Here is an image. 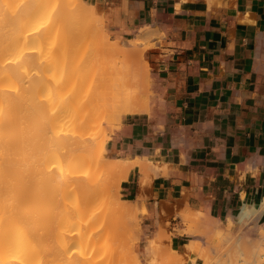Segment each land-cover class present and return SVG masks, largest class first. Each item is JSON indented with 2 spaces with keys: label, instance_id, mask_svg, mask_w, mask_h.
Segmentation results:
<instances>
[{
  "label": "crops",
  "instance_id": "0c3cea01",
  "mask_svg": "<svg viewBox=\"0 0 264 264\" xmlns=\"http://www.w3.org/2000/svg\"><path fill=\"white\" fill-rule=\"evenodd\" d=\"M91 3L112 39L134 40L143 30L155 44L144 50L155 83L152 113L126 121L106 144L113 160L156 168L147 176L135 165L121 187L125 200L145 208L152 236L178 213L227 223L245 206L260 208L264 0ZM170 233L173 254L183 255L184 264H201L187 255L186 237L176 227Z\"/></svg>",
  "mask_w": 264,
  "mask_h": 264
},
{
  "label": "bare ground",
  "instance_id": "6f19581e",
  "mask_svg": "<svg viewBox=\"0 0 264 264\" xmlns=\"http://www.w3.org/2000/svg\"><path fill=\"white\" fill-rule=\"evenodd\" d=\"M17 1L20 3V6L19 4L17 5V7L19 6L18 9L15 7V9H17V11L15 9L13 11L16 12L14 13L15 16H13V12L11 10H8L10 14L12 13L11 17H9L8 15H6L7 18L4 17L3 5H8V8H11L12 6L10 5V3L14 2L16 5V3H18ZM71 1L72 0H0V264L133 263L132 259L129 260V263V258L127 256L129 255L128 251L132 250L128 245L129 240L126 238V240L128 241L127 246L129 247L127 248L126 243L124 244L125 241L121 239V242L120 238L125 231H128L129 228L130 230H133V233L137 230L138 226H136L137 224L134 222V220L136 221L134 217H137V211L135 212L132 208L127 206L130 204L127 201H124L123 203L113 204L110 198L112 197V195L110 196V191H112L111 187L109 184V187H107L108 185L105 186L103 184L105 182L101 181V179H98L96 181H100V185H97L95 182L92 183L93 179H97L98 177L93 176L95 172L93 173V170H91L90 173L89 168L94 166L97 167L101 162L99 159H103H95L96 156L98 157V155L96 154L99 149L97 148L101 144L98 146L96 145V147L94 146V150H88L86 151V153L85 148H87V145L95 141L97 137L96 135H98V133H96L95 137L92 136L91 139L94 140L88 141V139H86V136L68 132V129H70V127H80L82 124L87 123L86 121L84 122L81 119L80 121L79 118L76 120L74 117L75 114L72 111L75 112L77 110H74V108H76L75 105L78 100L82 98H79L80 95L77 96L76 94L78 93V89H80V92L82 91V88L87 90L88 87L85 84H82L81 88L77 87V91L74 90L71 91L72 93H70L69 89V92L66 91V86L64 85L65 83H63V81L61 83L60 81L76 80V82L79 81L80 83H84V80H86V75H84V73L86 74V72L84 71L89 68L88 73L91 74L94 71L96 72V70H98V65L96 68V63H94V60L98 59L97 63H99V58L103 64L105 63L109 65L112 73L115 75L112 80H106L105 76L106 74H108V72L101 71L102 73H99L101 77L98 78V80H92V76L87 74L90 76L91 81L87 78L85 82L87 84V82L89 83L90 81L91 92V96L89 97L90 101H88L91 108H86V110H95L94 113L97 116H95L94 118L100 117V122H97L96 118V124H93L96 126L100 125L99 123L106 122V120H104V117L109 116L112 119L119 118V120H122L123 118L132 115H137L148 110L150 111V101L148 99L145 101L143 100L146 94L144 91H140V88L138 89V80L133 79L134 77L136 78L140 76V72L133 70L129 61L128 52H133L132 49L135 48V42H133L132 46L129 48H126L128 46H124L125 48H123L126 50H124L122 46H109L107 45V43H104L103 46V40L99 38L98 39L100 41L98 40V42H100V44H95L97 40L95 42L93 40L94 38L91 29L92 25H89L87 23L86 25L85 22L82 21V19H84L82 15H89V12L91 10H89V7L91 6H89L87 9L89 11H86L87 7L86 5H82L81 0H73L75 2V6ZM8 11L5 9V13L8 14ZM79 14L81 17L79 16ZM5 31L7 32V34L5 33ZM8 32L10 34H12L13 32V38L11 36L12 39L10 38ZM101 32L103 33V31ZM3 34H5L7 38L9 36V39H11V41L9 40L10 42H7L5 37L6 42H3ZM70 44H76V47L74 46L75 49L73 48L74 53H70L67 49ZM136 44H138V42ZM101 58L104 59L102 60ZM72 61L75 63L68 67V64H71ZM144 64L146 65L147 70H150L149 64L147 62H145ZM90 66H92V68ZM61 70L63 71L62 74ZM122 74H124V77L119 78L118 75L121 77ZM24 80L37 81H35V86H33V83L29 85V88H32L31 90L33 92L24 86L29 84H24V82H22ZM21 82L23 84V87L21 85ZM38 83L39 88H35L37 87ZM52 84H54V86L51 89L50 87ZM26 92L27 94H31L30 99L32 104L36 101V97H38V99L42 97L40 99L41 102L39 101V107H41L42 111L47 112L46 118L43 117V115L41 116L42 118H45V122L43 119L41 120V122L44 123V126L40 128L41 130L37 129V132L31 133L34 135L33 139L35 140V144L33 142L34 140L31 143V145L34 144L33 146L35 147L31 148L35 149L37 147V158L35 157V153H37L35 152L37 151L36 149L30 150V147L29 149L27 148V146H24L28 142L26 141L25 143V140H28V138L31 136V134L27 133V125L26 128H23L25 121L22 118L26 119L27 117L25 118L24 114L20 115L19 113L20 103L22 99L25 100L24 98H26L27 96ZM35 92L41 94H38L36 97H34ZM27 97L29 98V96ZM32 99H34L35 101ZM86 102H82L84 104L80 103V106L82 105V107H84L85 104H87ZM34 106L37 107L38 105L34 104ZM71 107H73V109L69 110ZM38 108L36 110L37 113L40 112L38 111ZM38 114L40 115V113ZM29 115H31V113ZM33 115L36 118V113H33ZM30 117L31 119L33 118L32 116ZM38 119L39 120L35 121L36 125H38L37 121L40 122L39 117ZM109 119H107V121H109ZM90 120L89 122L92 121ZM101 120L104 121L102 122ZM21 123L23 124V126H21ZM65 124L67 125V129ZM63 125L64 127H62ZM34 129L35 127L32 130ZM65 130L67 131L65 132ZM27 134L30 135L28 138H26ZM19 141L21 142V147L19 146ZM95 143L96 142H94V144ZM19 148H21V151H23V153L25 154H23L24 161H29L28 159H26L27 157H29V155H27L25 152L27 149H29V151L27 150V153L33 151V154L35 156H32L30 153L29 154L32 156V158H36L34 159V161L36 160L35 163L37 164L38 160L39 163H42L46 166L45 171L42 172V182H46V179L47 181L50 179L52 182H49L53 184L56 183V189H53L54 187H51V185L48 184V187L50 186L53 191L51 193L48 192L47 196L49 197L50 194L53 195L62 191L64 200L67 201L70 205H68V207H63V205L60 209H57V205L54 206L55 209L52 215H55L52 218L53 220L49 218V220L51 219L52 221H50V223H52V228L51 226H49L52 232H50L49 230V233L44 236V232L40 234L38 231H35L36 228L34 229L32 220L36 217L38 218L41 212L45 209L44 207L39 208L38 210L35 209V202H37V200L35 199V202L32 201L35 196H33V199L30 196L32 194H30L29 197L26 196V198L28 197V201L23 196L25 191L24 188L22 190L21 184H18V180H27L26 178H23V176L25 177V170L23 169L26 166H22L23 164H26V162L24 161L23 163L21 162L22 168L20 166V173H22L23 176L20 175V173L18 176V169L20 165L18 159ZM100 150H102V148ZM98 153L100 155L102 154L100 151ZM116 161L117 163H115L114 167L124 168L126 170L125 172H127V174L125 173L126 175L123 177V180H126L128 178V175L130 173L129 171L137 164H140L142 166L143 174L144 172H148V170L154 169L151 163L147 166L145 163H141L140 161ZM100 165H102V169H105L106 171L109 168L108 166H110L108 162H103V160ZM48 167H51L52 172ZM86 167V170L89 174L87 173V171L84 172V174L87 173L89 179H92L91 185H88L85 181H82V179H85L84 177H82L84 175L82 174V170H84V168ZM41 169L39 171H41ZM46 169H48L50 172L49 179L45 175L46 173L48 175V170L46 171ZM44 172L46 173L44 174ZM96 173L98 172L96 171ZM105 173L106 172H104L103 175H105ZM30 176L32 175H29V177ZM87 176L85 175V177ZM44 177L46 178L45 180ZM36 181L39 184L37 179ZM42 182L40 181V187H42ZM81 182L85 183L82 184ZM72 183H74L76 189L75 187H70V184L72 186ZM77 183H80V186L83 185L84 188L86 187L85 191L87 196H85L86 194L84 195V193L82 194L87 198H84L85 201L81 199L80 204L76 203V198H78L77 200L79 201V197H76L74 196L75 194H73L75 190L78 191V185H76ZM44 187L47 188L46 186ZM44 187L42 188V190L44 189ZM77 193L78 192H76V194ZM79 194L80 193H78V195ZM68 195H70L69 200L65 198L68 197ZM40 196L43 198L45 196L44 192L41 191ZM64 200L61 199L62 203L65 202ZM52 206L53 203L50 202V206L47 207L50 208L49 211H51L52 209L53 212L54 207ZM142 210L146 212L144 207H142ZM263 213L264 200L260 208H249L248 206H245L240 214H238L236 223L241 226H246L253 220H259ZM182 217L183 220L191 223L196 219L194 217V212L189 211L183 212ZM137 219L139 218L137 217ZM101 220H106L107 223L103 224L100 227L101 232L97 234L95 230L93 231V225L94 223ZM120 222H123L125 224V226L123 225V228L125 229L124 232L120 231L122 229V223L120 225ZM229 222L230 228L235 226L234 218H229ZM126 224L128 226H126ZM207 229L208 233H212L213 228L207 226ZM229 231L227 233H218L216 235H214V231V234L212 233V237H214L212 239V243H216L215 240L228 239L231 233H229ZM118 232H121L122 235ZM113 233H115L117 237L119 236L117 245H113L111 243L109 245L104 244L103 238L109 237ZM126 236L127 235L125 234L124 237ZM128 236L133 237V235ZM259 236V239H257L256 241L254 239L248 241L250 242V245H252V252L250 257L251 259L246 260L247 264H264V231L259 232ZM42 237H47L49 239L51 238L54 242H58V244H61V246L59 244L61 250H58L59 253L61 251V255H59L61 256V259L57 256H54L55 254H52L51 249L49 250L47 248H43L46 251H42L38 248V246H36V238L41 239ZM133 239L132 241H134ZM119 242H121L122 244ZM206 242L208 243V241ZM44 244L45 243L43 242V245L41 246L44 247ZM213 244H210L211 252L218 253L219 246ZM49 247H51V245ZM186 249L188 252L187 255L192 252L198 253L199 244L192 243L191 245H188ZM203 253H205L207 256ZM208 253L209 252H206V250L205 252H202V258L206 259L207 264H211V259L208 260L204 257H208ZM242 255H244L243 251ZM231 257L226 258H229L228 260H232ZM174 259L175 261L177 260L176 263L178 262V260H181L182 263V260H184L185 257L177 253ZM198 259H200V257H198ZM230 262L231 261H228L229 264ZM135 264H137V259H135Z\"/></svg>",
  "mask_w": 264,
  "mask_h": 264
},
{
  "label": "rangeland",
  "instance_id": "374dc122",
  "mask_svg": "<svg viewBox=\"0 0 264 264\" xmlns=\"http://www.w3.org/2000/svg\"><path fill=\"white\" fill-rule=\"evenodd\" d=\"M82 1V5H86V11H89L90 9V12H89V15L88 14H84V15H82V17H84V19H82V21H84L85 22V24L87 23V24H91L92 25V35H93V40H94V42L96 41V43L95 44H97L98 43V45L100 44V42H98V40L99 39H102L103 40V46H104V43L106 44L107 43V45H109V46H122V48L125 46H128V47H126V48H129V47H131L132 46V44H133V42H135V44H134V46H135V48H131L132 50H133V52L131 51H129L128 52V54H129V61H130V64H131V67H132V69L133 70H135V71H138V72H140V76H138V77H134L133 79L134 80H138V89L141 91H144L145 92V96H144V98H143V100L145 101V100H149L150 101V111L148 110V111H146V112H142V113H140V114H137V115H132V116H129V117H126V118H123L122 120H119V118H116V119H112V118H110L109 116L108 117H104L103 119L104 120H106V122H103L102 120V122L103 123H99L100 125H93V124H96L95 122H96V118H97V122H100L99 120V118L100 117H96V118H94L95 116H97V115H95V113H94V111L93 110H91V109H88V110H86V108H91V106L89 105V102L88 101H90L89 99V97L91 96V92H90V81H91V79H90V76H92L91 78H93L92 80H98V78H100L101 76L99 75V73H102L101 71H103V72H108V74H106V80H112V78L113 77H115V75L112 73V71H111V69H110V67H109V65L108 64H103L102 63V61L100 60V58H99V63H97V61H98V59L97 60H94V63H96V68H97V65H98V70H96V72L94 71L93 73H88V66H87V68L88 69H86V71H84V72H86V74L84 73V72H82V73H84V75H86L85 76V79L87 80V78H88V80L90 79V81H89V83L87 82V84L85 83L86 82V80H84V83H80L79 81H77L76 82V80H61L60 82L62 83V81H63V83H65L64 85L66 86V91H68V89H69V91H70V93H72L71 91H74V90H76L77 91V87L78 88H81L82 87V84H85L87 87V90L86 89H84V88H82V91H80L79 92V90L80 89H78V93H76L77 94V96H79V98L80 97H82V98H80L79 100H78V102L77 103H79V104H77L76 103V105H75V107L76 108H74V110H76L75 112L74 111H72L74 114H75V119L77 120L78 118H79V120L81 119L82 121H86L87 123H85V124H82L80 127H73V128H71L70 127V129H68L69 131V133H75V134H80V135H82V136H86V139H88V141H90V140H94V139H91L92 138V136H94L95 137V135H96V133H98V135H96L97 137H96V139H95V141L94 142H96L95 144H94V142H92L91 144H89V145H87L86 147L88 148H85V153H86V151H92V149L94 150V146L96 147V145L98 146V145H100L97 149H99L98 150V152L100 151L102 154L100 155L98 152H97V154L96 155H98V157L96 156V158L95 159H99V158H103V159H99L101 162H102V160H103V162H108L109 163V165L110 166H108L109 168H108V170L106 171L105 169H102V165H100V163H99V165L97 166V167H91V168H89V172L91 173V170H93V176H97L98 178L97 179H93V182L92 183H96L97 185L99 184V182H96L98 179L100 180L101 179V181H103V182H105V183H103L105 186H107L108 184L110 185V187H111V190L112 191H110V196L112 195V197H110L111 198V202L113 203V204H118V203H123L124 201H127V202H129L128 200H125V198L121 195V187H122V185H123V183H124V181L125 180H123V177L127 174V172H125L126 170L124 169V168H116V167H114L115 166V163H117V161L116 160H113L111 157H110V155H109V153H108V151H107V149H106V144H107V142H108V140L110 139V137H111V135H113L114 133H116V132H118L120 129H121V126L126 122V121H128L129 119H131L132 117H135V116H149L151 113H152V110H153V107H154V104H155V100H154V98H155V83H154V80H153V75H152V70H151V67H150V70L148 69L147 70V68H146V65L144 64L145 63V57H144V52H143V50H145V49H147V48H149V47H151V46H154L155 44H152L151 43V41H150V39H144L143 38V36H142V31L143 30H141L140 31V35H138V36H136V38L134 39V40H118V39H112L111 37H110V35L108 34V32L106 31V29H105V26H104V21H103V19L100 17V15H99V13H98V11L95 9V7L92 5V3H91V0H81ZM18 2V1H17ZM71 2H73V4H74V6H75V2L72 0ZM13 3V4H12ZM12 3H10V5L12 6H9V7H11V8H13V9H11V8H8V5L6 6L5 4V6L3 5V7L8 11V10H11L12 12L14 11V9H15V7L18 9V7L20 6V3L18 2V3H16V5H15V3L14 2H12ZM77 3H78V1H77ZM19 4V6L17 7V5ZM71 4V3H70ZM72 5V4H71ZM70 5V6H71ZM89 6H91V7H89ZM88 7H89V10H87L88 9ZM3 8V16L4 17H6L7 18V16L6 15H8L9 17H11V15H12V13L10 14V12L8 11V14L7 13H5V9ZM8 8V9H7ZM72 8V7H71ZM17 9H15L16 11H17ZM80 11V10H79ZM14 13H16V12H13V16H15V14ZM80 13V12H79ZM81 14H82V12H81ZM12 16V17H13ZM79 16H80V14H79ZM81 17V16H80ZM5 18V19H6ZM10 19V18H9ZM5 22V21H4ZM7 23V22H6ZM86 24V25H87ZM86 25H84V26H86ZM88 25V26H89ZM101 27V28H100ZM99 28V29H98ZM87 29V28H86ZM91 29H89V30H91ZM101 29V30H100ZM9 30V29H8ZM10 31V30H9ZM101 31H103V33L101 32ZM11 32V31H10ZM5 33L7 34V32L5 31ZM9 33V32H8ZM91 34V33H90ZM101 34V35H100ZM8 36V35H7ZM9 36H10V38H11V36H12V38H13V32H12V34H10L9 33ZM9 36H8V38L6 37V35L5 34H3V36H2V38H3V42L5 41L6 42V40H7V42H10L11 41V39H9ZM5 37H6V40H5ZM140 38V40H139V38ZM99 38V39H98ZM10 40V41H9ZM158 41H160L161 40V38H159L158 37V39H157ZM100 41V40H99ZM132 42V43H131ZM138 42V44H136ZM73 47H72V46ZM69 46H71V47H69ZM68 46V51L70 52V53H74V50H73V48L75 49V47H76V44H70ZM75 46V47H74ZM124 47V48H125ZM123 48V49H124ZM131 49H128V50H131ZM124 50H126V49H124ZM59 52V51H58ZM102 59V58H101ZM104 59V58H103ZM102 59V60H103ZM108 60V59H107ZM107 60H106V62H107ZM105 61V60H104ZM109 61V60H108ZM75 62H71V64L69 63L68 64V67H70L71 65H73ZM85 66V65H84ZM91 68H92V66H90ZM95 68V69H96ZM91 70V69H90ZM62 71V70H61ZM63 73V71L61 72V74ZM87 74H89V75H87ZM96 76V77H95ZM97 78V79H95V78ZM118 77L119 78H123L124 77V74H122L121 75V77L118 75ZM100 80V79H99ZM30 81V82H29ZM36 80H24V81H22V82H24V84H27V83H29V84H27V85H24L27 89H32V88H29L30 86L29 85H31L32 83H33V86H35L36 85V82H35ZM58 81V80H57ZM70 81V82H69ZM22 82H21V85H22V87H23V84H22ZM39 82V81H38ZM73 84H72V83ZM75 83V84H74ZM35 84V85H34ZM68 84V85H67ZM55 85H57V84H55ZM28 86V87H27ZM54 86V84H52L51 85V89H52V87ZM24 87V88H25ZM72 87V88H71ZM25 88V89H26ZM35 88H39V83L37 84V87H35ZM76 88V89H75ZM87 92H85V91ZM32 91V90H31ZM68 91V92H69ZM89 91V92H88ZM33 92V91H32ZM31 92V93H32ZM80 93V94H79ZM26 94H27V92H26ZM26 94H24V95H26ZM28 94H30V93H28ZM27 94V96H29V98L26 96V98H24L25 100H23L22 99V101L24 102H22L21 101V103H20V109L22 110H20L19 109V113H20V115H22V114H24V116H25V118L26 119H24V118H22L21 116V118L25 121L24 122V126H23V124L21 123V126H23V128H26V125H27V127H28V134H31V133H33V132H37V129H40V128H42V126H44V123L43 122H41V120L43 119L44 120V122H45V118H46V115H47V112H45V111H42V109H41V107H39L40 106V102H41V98H39L38 99V97H36L38 94H41V93H36L35 92V94H34V97H36L35 98V100L37 101H35L34 99H32V100H34L35 102H33V104H32V102H31V94L30 95H28ZM90 94V95H89ZM33 95V94H32ZM87 95V96H86ZM33 97V98H34ZM40 97V96H39ZM145 97H146V99H145ZM28 99H30V100H28ZM38 99V100H37ZM82 99H84V100H82ZM86 100H87V102H86ZM40 101V102H39ZM82 102H86L87 104H85V108L84 107H82V105L80 106V103L81 104H84V103H82ZM38 103V104H37ZM28 104V105H27ZM32 104V105H31ZM34 104L35 105H38L37 107L36 106H34ZM34 106V107H33ZM79 106H80V108H79ZM32 107V108H31ZM35 107H36V109H35ZM39 107V108H38ZM93 107V106H92ZM37 108L39 109L38 111H40V112H38V113H40V115L36 112V110H37ZM32 109V110H31ZM71 109H73V107H71L69 110H71ZM34 110V111H33ZM79 110V111H78ZM81 110V111H80ZM77 111H78V113H77ZM43 114H42V113ZM89 112V113H88ZM31 113V115H29V114ZM33 113L35 114L36 113V118L34 117V115H33ZM87 113H88V115H87ZM91 113V114H90ZM73 114V115H74ZM43 115V117H45V118H42L41 116ZM30 116H32L33 118L31 119V117ZM80 116V117H79ZM92 116V117H91ZM38 117L40 118V122H38L37 121V124L38 125H36V120H39L38 119ZM109 119V121H107V119ZM74 119V120H75ZM92 121H91V120ZM112 119V120H111ZM80 120V121H81ZM89 120L91 121V122H93V123H91V122H89ZM21 121V120H20ZM29 121V122H28ZM111 121V122H110ZM114 121V122H113ZM79 122V121H78ZM107 123V124H106ZM111 123V124H110ZM30 124V125H29ZM31 124H35L34 126L33 125H31ZM40 125V126H39ZM73 125V124H72ZM102 125V126H101ZM110 125V126H109ZM30 126H32V127H30ZM65 126H66V129H67V125L65 124ZM96 126V127H95ZM35 127V129L34 130H32L33 128ZM56 127H58V126H56ZM62 127H64V125L62 126ZM22 128V129H23ZM21 129V128H20ZM24 130V129H23ZM41 130V129H40ZM96 130H97V132H96ZM67 130H65V132H66ZM27 134V137L26 138H28L30 135H28ZM35 134V133H34ZM33 134H31V136H32ZM21 136V135H20ZM19 136V137H20ZM29 137L28 138V140L26 139L25 140V143H26V141H28L24 146H27V148H33V147H35V146H33L34 144H35V140L33 139V137H34V135L32 136V137ZM88 137V138H87ZM90 138V139H89ZM32 139V140H31ZM34 140V141H33ZM97 140V141H96ZM32 141L34 142V144H32L31 145V143H32ZM24 143V142H23ZM21 142L19 141V146L21 147ZM30 144V145H29ZM29 145V146H28ZM26 148V147H25ZM29 148V149H30ZM30 149V150H37V147L35 148V149ZM102 148V150H100ZM24 149V148H23ZM29 149H27L28 151H29ZM91 149V150H90ZM27 150L25 151L26 152V154L27 155H29V157H27L26 159H28L29 161H24L23 160V151H21V148H19V150H18V159H19V163H20V165H19V169H20V166L22 165V163H23V161L24 162H26V164H23L22 166H24V165H26L25 167H24V169L23 170H25V177L23 176V174L22 173H20V171H21V169L19 170L18 169V176H19V173H20V175H22L23 176V178H26L27 180H25L24 179V181H26V182H24L23 181V179L22 180H18V184L20 185L21 184V188H22V190H23V188H24V194H23V196H24V198H26V196H28L29 197V195L30 194H32V195H30L31 196V198L33 199V196H35L34 197V199L32 200V201H34L35 202V199L37 200V202H35V209H39V208H42V207H44V209L45 210H43L42 212H41V214H40V216L37 218H34L33 220H32V225H33V227H34V229H35V231L37 232H39L40 234H42V232H44L43 233V236L44 235H46L47 233H49V230H50V232H52L51 231V229H50V227L49 226H51V228H52V223H50V221H51V219L53 218V216L55 215H52L53 213H54V209H55V207L54 206H56L57 207V209H60V208H62V206L63 207H68V205H69V203L67 202V201H65L64 200V198H63V192L62 191H60L59 193H56V194H53V195H51V197H50V195H49V197L47 196L48 195V192H52L53 191V189H56V187H55V185H56V183H51L52 181L49 179L50 178V172H49V170L51 171L52 169H51V167L49 168V170L48 169H46V171L48 172V175H47V173L46 172H44V174L47 176V178L49 179L48 181H47V179L44 177V180L46 179V182H42V177H43V174H42V172L43 171H45V168H46V166L44 165V164H42V163H39L38 162V160H37V164L35 163V161H34V159H36L38 156V150L37 151H35V152H37V153H35V155L33 154V151H30V152H28L27 153ZM103 151V152H102ZM22 152V153H21ZM32 152V153H31ZM82 152H84V151H82ZM32 155V156H35L36 158H32V156L30 155V154ZM84 153V154H85ZM25 155V154H24ZM100 155V156H99ZM103 155V156H102ZM31 157V158H30ZM95 157V156H94ZM25 159V158H24ZM25 159V160H26ZM32 159V160H31ZM109 159V160H108ZM98 160V161H99ZM31 161V162H30ZM115 161V162H114ZM123 161H125V160H123ZM22 162V163H21ZM30 163V164H29ZM34 164V165H33ZM29 165V166H28ZM22 166H21V168H22ZM35 168V169H34ZM41 168H43V169H41ZM92 168H96L95 170L94 169H92ZM41 169V171H39ZM87 167L86 168H84V170H82L83 171V173L82 174H84V172H86L87 170ZM35 170V171H34ZM152 170V172L154 173V174H156V168L154 167V169H151ZM32 171H34V172H32ZM37 171V172H36ZM96 171L99 173H96ZM24 172V171H23ZM40 172H41V174H40ZM52 172V171H51ZM104 172H106L105 173V175H103L104 174ZM87 173H88V171H87ZM87 173L86 174H84L82 177H84L85 179H82V181H85L88 185L90 184L91 185V178L89 179V176H87ZM126 173V174H125ZM145 173V172H144ZM35 174V175H34ZM89 174V173H88ZM146 174H147V176H148V172H146ZM27 175H28V177H27ZM29 175H32V176H30L29 177ZM85 175L87 176V177H85ZM34 176V177H33ZM40 176H41V178H40ZM103 176V177H102ZM21 177V176H20ZM102 177V178H101ZM21 179V178H20ZM32 179V180H31ZM36 179L38 180V182H39V184L37 183V181H36ZM147 177L144 179V183H147ZM95 180V181H94ZM21 181V182H20ZM40 181L44 184V186H46L47 188H45L44 186H43V184H41L42 185V187H40ZM49 181H51V182H49ZM30 182H32V183H30ZM49 182V183H48ZM85 182H81L82 184H84ZM107 182V183H106ZM23 183H24V185H23ZM48 184H50L51 185V187H54L53 189L52 188H50V186L48 187ZM76 185H78L77 187H78V191H76L75 190V192L73 193V194H75L74 196H78L79 197V201L77 200L78 198H76V203L77 204H80V201H81V199L82 200H84L85 201V199L84 198H87V197H85V196H87V194H86V191H85V188H84V186L82 185V186H80V183L78 184H76ZM100 185V184H99ZM102 185V184H101ZM109 185L107 186V187H109ZM112 185V186H111ZM39 186V187H38ZM103 186V185H102ZM20 187V186H19ZM44 187V189L42 190V188ZM70 187H75L74 186V183H72V186H71V184H70ZM114 187V188H113ZM21 188H20V190H21ZM39 188V189H38ZM49 188V189H48ZM38 189V190H37ZM50 189H52V190H50ZM75 189H76V187H75ZM36 190H37V192H36ZM50 190V191H49ZM41 191L42 192H44V194H45V196L42 198L41 196H40V194H41ZM56 191V190H55ZM30 192V193H29ZM33 192V193H32ZM47 192V193H46ZM76 192H78V193H80L79 195H78V193L76 194ZM82 193H84V195L82 194ZM21 194V193H20ZM43 195V194H42ZM37 196V197H36ZM114 196V197H113ZM28 197L26 198L27 200H28ZM41 197V198H40ZM66 199H68L69 200V198H70V195H68V197H65ZM58 199V200H57ZM59 199H60V201H59ZM61 199L62 200H64L65 202L64 203H62V201H61ZM31 200V199H30ZM26 201V200H25ZM29 201V200H28ZM84 201H82V202H84ZM50 202L51 203H53V206L52 207H54L53 208V212H52V209H51V211H49L50 210V208L49 207H47V206H50ZM60 202V203H59ZM73 202H75V201H73ZM79 202V203H78ZM81 202V203H82ZM49 203V204H48ZM62 203V204H61ZM130 204L129 205H127V206H129L130 208H132L135 212L137 211V217L139 218V219H137V217H134L135 219H136V221L134 220V222L137 224L136 226H138L137 227V230L133 233V230H130V228L128 229V231H125L124 232V228H123V225L125 226V224L123 223V222H120V225H121V223H122V229L120 230V231H123L124 232V234L122 235V233L120 232H118L119 234H121L122 235V237L120 238V241L122 242V240H124L123 242H124V244L126 243V246H127V243H128V241L126 240V238L129 240V247H131V251H128L129 252V255H127L128 256V261L130 260V259H132V262L135 264V259H137V264H184L185 263V261H186V259H184V260H182V263H181V260H178V262L176 263V261H175V257H176V255H177V253H174L173 254V252L171 251V249H170V247L167 245V242L168 241H170V237H171V233H170V228L171 227H176V231H178L180 234H183L185 237H186V239H187V241L185 242V245H186V247L188 246V245H191L192 243H198L199 244V252L197 253V252H192V253H189V255L188 256H195V257H192V259L194 260V261H196V259H198V257H200V261H201V264H207V261H206V259H204V258H202V252H205V250H206V252L208 251L209 253V255H210V257H209V255H208V257H206L207 255L205 254V253H203V254H205L206 256H204L205 258H207L208 260L209 259H211L210 260V263L211 264H229L228 263V261H231L233 264H247L246 263V260H250L251 258V252H252V245H250V242H248V241H250L251 239H254L255 241L257 240V239H259V232H261V231H264V219H263V221L261 222L260 220H253V221H251V222H249V224L248 225H244V226H241V225H238L237 223H236V221H237V219L235 220V226L234 227H232V228H230V222H229V220H228V222L227 223H225V222H220V221H217V220H215V219H210V218H208V217H206L205 215H203V214H198V215H196V213H194V217L196 218L195 219V221L194 222H186L185 220H183V217H182V213H178L177 215H176V218L172 221V222H170V221H167L165 224L164 223H162V224H160L159 225V229H160V231H159V233H157V234H155L154 236H152V233H151V231L148 229V227L146 226V224H145V221H144V215L146 214V212L145 211H143L142 209H140V207H139V205L137 204V203H133V202H129ZM59 204V205H58ZM52 205V204H51ZM73 205V204H72ZM46 206V207H45ZM60 206V207H59ZM70 206V205H69ZM75 206V205H74ZM132 206V207H131ZM38 207V208H37ZM59 207V208H58ZM72 207V206H71ZM145 212V213H144ZM55 213H56V211H55ZM181 216V217H180ZM49 218H51L50 220H49ZM36 220V221H35ZM53 220V219H52ZM197 220V221H196ZM37 222V223H36ZM52 222V221H51ZM110 222V221H109ZM138 222V223H137ZM198 222V223H197ZM35 223V224H34ZM50 223V224H49ZM105 223H107V221L106 220H101V221H98V222H96V223H94V225H93V231L95 230L96 232H97V234L98 233H100L101 232V230H100V227L103 225V224H105ZM126 223V222H125ZM197 223V224H196ZM212 224V225H211ZM229 225V226H228ZM117 226V225H116ZM126 226H128L127 224H126ZM207 226H210L211 228H213V231H212V233L214 234V231H215V234L214 235H216V234H218V233H227L229 230V233H230V237L228 238V239H226V240H223V239H220V240H215V242L216 243H212V239L214 238V237H212L213 235H212V233H208L207 231H208V229H207ZM38 228V229H37ZM117 228V227H116ZM126 228V227H125ZM215 229H217V230H215ZM250 229V230H249ZM119 230V229H118ZM127 230V229H126ZM253 232H252V231ZM210 231V232H211ZM222 231H224V232H222ZM226 231V232H225ZM248 231V232H247ZM130 232H132V233H130ZM116 233H117V231H116ZM136 233V234H135ZM247 235V237H246V235ZM248 233H249V235H248ZM255 233H257V234H255ZM51 234V233H50ZM125 234L127 235L126 237H124L125 236ZM210 234V235H209ZM251 234V235H250ZM128 235H133V237H132V239L134 240V241H132V239H131V237L130 236H128ZM204 237V238H203ZM209 237V238H208ZM212 237V238H211ZM118 238H119V236L117 237L116 236V234L115 233H113V234H111V236H109V237H106V238H103V243L104 244H107V245H109L110 243L111 244H113V245H117V243H118ZM138 238V239H137ZM201 238V239H200ZM203 238V239H202ZM39 239V238H38ZM37 238H36V246H38V248L39 249H41L42 251H46V250H44V249H51V252H52V254H55L54 256H57L58 258H60L61 259V256H59V255H61V251H60V253H59V251L58 250H61L60 249V247H59V244H58V242H54L51 238L49 239V238H45V237H42L41 239H39L38 240ZM122 239V240H121ZM41 240H42V242H41ZM208 241V243L206 242V241ZM43 242L45 243V244H47V245H45L44 244V247L43 246H41V245H43ZM121 242H119V243H121ZM132 244H131V243ZM211 242V243H210ZM263 242H264V237H263ZM38 243V244H37ZM122 244V243H121ZM210 244H213V245H217V246H219L218 247V253H214V252H211V250H210ZM51 245V247H49ZM202 245V246H201ZM60 246H61V244H60ZM251 246V247H250ZM49 247V248H48ZM55 247V248H54ZM128 246H127V248H129ZM250 247V248H249ZM44 248V249H43ZM62 248V247H61ZM126 248V247H125ZM126 248V249H127ZM238 249V250H237ZM129 250V249H128ZM242 251L244 252V255H242ZM250 252V253H249ZM47 253H49V252H47ZM126 254H128V253H126ZM200 254V255H199ZM126 256V257H127ZM231 257V259L232 260H228L229 258H226V257ZM224 257V258H223ZM133 258H134V261H133ZM218 258V259H217ZM226 261V262H225ZM235 261V262H234ZM230 262V264H232ZM60 263V262H59ZM129 263H130V261H129ZM132 263V264H133ZM208 263H209V261H208ZM58 264V263H57ZM256 264V263H255Z\"/></svg>",
  "mask_w": 264,
  "mask_h": 264
}]
</instances>
